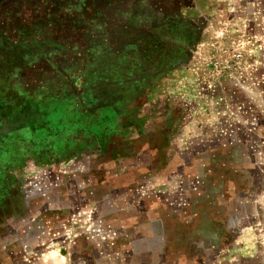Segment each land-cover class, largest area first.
Instances as JSON below:
<instances>
[{"label": "rangeland", "instance_id": "374dc122", "mask_svg": "<svg viewBox=\"0 0 264 264\" xmlns=\"http://www.w3.org/2000/svg\"><path fill=\"white\" fill-rule=\"evenodd\" d=\"M78 1L0 14V255L264 264V0H159L196 26L153 87L184 41Z\"/></svg>", "mask_w": 264, "mask_h": 264}, {"label": "flooded vegetation", "instance_id": "af4514ba", "mask_svg": "<svg viewBox=\"0 0 264 264\" xmlns=\"http://www.w3.org/2000/svg\"><path fill=\"white\" fill-rule=\"evenodd\" d=\"M64 0H0V14L2 10H9L13 7H21L34 4H48V3H62ZM73 1V0H67ZM83 1L79 0L78 2ZM101 1H115L117 4L125 6L124 3H128L129 0H92V6H96ZM136 1V2H134ZM172 1V0H168ZM139 2V3H138ZM139 4V5H138ZM130 5H136V14H139L140 18V30L142 35L145 36L144 32H148L149 38H155V36L162 37L169 36L174 34L175 37L184 41L182 46H177L176 43H168V47L162 48L169 54V61L156 64L154 67L153 73L149 74L152 76L149 82L151 87L157 85V82L162 78L163 74L170 70L173 65L180 61L184 53L189 49L190 40L193 38L194 29L196 26V19L191 18L189 14H192V11H187L182 14L181 12L172 13L170 7H175V4L172 2L162 3L159 0H130ZM151 35V36H150ZM170 37V36H169ZM172 38V37H171ZM140 82V81H139ZM143 83L148 81L143 80Z\"/></svg>", "mask_w": 264, "mask_h": 264}, {"label": "crops", "instance_id": "0c3cea01", "mask_svg": "<svg viewBox=\"0 0 264 264\" xmlns=\"http://www.w3.org/2000/svg\"><path fill=\"white\" fill-rule=\"evenodd\" d=\"M16 213V212H15ZM30 228H22V230L24 231V230H29ZM18 230H20V228L18 229V227L16 226V225H14L13 223L11 224V223H9V227L8 228H6V231H7V234H6V237H8V238H10L11 236H14V238H15V240H16V237H17V235H16V233H17V231ZM0 232H1V228H0ZM0 240H1V235H0ZM16 247L14 248H10L9 250H10V252H9V255L8 256H6V255H4V256H1L0 255V264H17V262H19L20 264L21 263H24V262H22L19 258H18V256H17V252H16ZM13 250V252H11ZM0 253H1V242H0ZM10 253H13V255L12 254H10ZM7 258V259H6ZM30 264V263H29ZM36 264H42V261L41 260H39ZM44 264V263H43Z\"/></svg>", "mask_w": 264, "mask_h": 264}]
</instances>
